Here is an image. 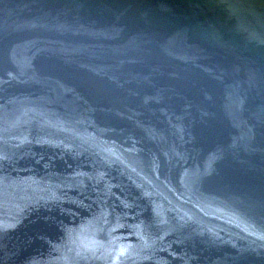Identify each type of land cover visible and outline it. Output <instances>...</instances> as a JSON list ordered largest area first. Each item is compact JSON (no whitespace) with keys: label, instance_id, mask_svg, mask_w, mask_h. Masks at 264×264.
<instances>
[{"label":"water","instance_id":"1","mask_svg":"<svg viewBox=\"0 0 264 264\" xmlns=\"http://www.w3.org/2000/svg\"><path fill=\"white\" fill-rule=\"evenodd\" d=\"M0 264H264V0H0Z\"/></svg>","mask_w":264,"mask_h":264}]
</instances>
